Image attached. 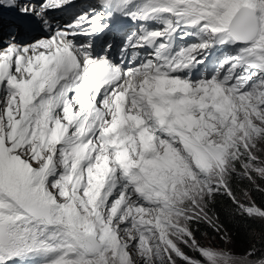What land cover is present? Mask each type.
Returning <instances> with one entry per match:
<instances>
[{"label":"snow or ice","instance_id":"snow-or-ice-1","mask_svg":"<svg viewBox=\"0 0 264 264\" xmlns=\"http://www.w3.org/2000/svg\"><path fill=\"white\" fill-rule=\"evenodd\" d=\"M76 8L0 0V264H264L196 238L264 240V0Z\"/></svg>","mask_w":264,"mask_h":264},{"label":"trees","instance_id":"trees-1","mask_svg":"<svg viewBox=\"0 0 264 264\" xmlns=\"http://www.w3.org/2000/svg\"><path fill=\"white\" fill-rule=\"evenodd\" d=\"M260 187L264 188V182H259ZM236 195L238 197L239 193L246 190L249 192L252 201L255 205L262 210H264V191L257 190L253 185H251L248 181L237 182L235 185ZM220 207L223 210L225 207V202H220ZM229 224H233V221L228 220ZM251 230H253L257 236H264V230L260 229L258 223L256 221L250 222ZM212 237L215 236L219 238V235L215 233L210 227L206 224H201L198 226V231L196 232V238L202 243L203 237ZM232 236V246L233 248L240 254H242L245 250L250 249L253 244L257 246V248L264 249V240H260L257 238H253L249 235V232L245 231L243 228H239L237 226H233L231 229Z\"/></svg>","mask_w":264,"mask_h":264},{"label":"rangeland","instance_id":"rangeland-1","mask_svg":"<svg viewBox=\"0 0 264 264\" xmlns=\"http://www.w3.org/2000/svg\"><path fill=\"white\" fill-rule=\"evenodd\" d=\"M257 182L259 183L261 181L258 180ZM245 191L246 190L240 192L239 195H238V198H240L243 202L248 203L249 202L248 198L244 196V192ZM251 201H252V199H251ZM256 223H258V226H259L260 229L264 230V227L261 226L259 221H256ZM201 244L206 245V246H212V247H215V248H223L225 251L231 250L233 253L240 254L233 248L231 243H227L226 244L220 238H218V237L216 238L215 236H212V237H205L204 236L203 237V241H202Z\"/></svg>","mask_w":264,"mask_h":264}]
</instances>
